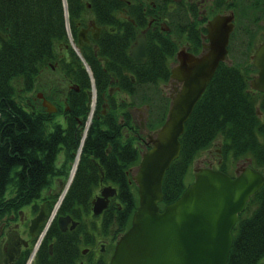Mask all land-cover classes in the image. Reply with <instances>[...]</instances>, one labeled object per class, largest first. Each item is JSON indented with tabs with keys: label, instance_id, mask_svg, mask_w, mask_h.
Returning a JSON list of instances; mask_svg holds the SVG:
<instances>
[{
	"label": "trees",
	"instance_id": "obj_1",
	"mask_svg": "<svg viewBox=\"0 0 264 264\" xmlns=\"http://www.w3.org/2000/svg\"><path fill=\"white\" fill-rule=\"evenodd\" d=\"M65 2L71 35L82 59L69 44L63 0H0V32L3 34L0 39V202L4 199L1 192L10 180L12 169L21 166L17 171L19 179L15 193L20 202L24 198L38 197L40 190L49 185L51 176L56 174L52 159L42 158L40 147L44 123L49 121L47 113L42 107L32 109L25 101V94L36 89L40 71L58 62L65 77L79 87L69 90L66 102L71 110L68 124L72 129L64 136V141L73 140L74 151L89 111L91 76L96 90L94 113L83 141L80 161L57 210V215L68 214L78 223L63 231L54 219L38 250L36 264H75L81 258V246L94 241V232L115 239L130 225L138 196L136 184L126 170L137 164L139 154L128 141L121 142L125 137L119 130V121L123 119L125 124L133 125L130 107L148 104L146 128L151 132L162 124L170 98L164 96L159 84L170 78L168 59L177 50L168 38L158 34L149 36L146 60L136 65L127 53L138 31V17L133 6H129L131 11L127 14L134 22L118 16L124 6L123 0ZM244 11L240 8L241 13ZM90 18L100 27L99 36L94 39L88 34L89 41L79 44L78 31ZM243 27L247 36V23ZM248 53L249 49L244 51L243 62L220 61L195 103L179 136V154L162 179L160 209L181 195L188 184L185 176L192 161L215 141H219L221 149V170H225L226 160L247 157L253 168L264 173V119L261 117L264 91L249 86L250 73L256 72V68L252 61H246ZM123 70L130 71L135 80ZM111 76L117 77V84L129 93L128 101L116 105L108 97L107 88L114 84L109 81ZM75 116L81 118V125L77 126ZM73 131H76L75 137ZM106 141H112L109 152L98 153ZM87 153L106 157L105 162L100 161L103 181L117 186L116 198L98 215L91 213V189L99 183L100 175L97 165L86 158ZM73 158L70 154L67 169ZM64 173L67 175V170ZM28 185L29 193L24 195L23 187ZM57 196L51 195V203ZM5 203L2 201L0 205ZM88 215L98 218L99 223L91 220L87 227ZM232 236L225 264H264V183L238 214ZM50 240H53L51 253L47 247ZM91 264L108 263L106 258L100 257Z\"/></svg>",
	"mask_w": 264,
	"mask_h": 264
},
{
	"label": "water",
	"instance_id": "obj_2",
	"mask_svg": "<svg viewBox=\"0 0 264 264\" xmlns=\"http://www.w3.org/2000/svg\"><path fill=\"white\" fill-rule=\"evenodd\" d=\"M231 19V16L219 14L209 21L207 28L210 43L200 55L184 50L178 52L180 64L171 69L170 77L181 84L170 95L162 124L147 134L150 146L140 154L132 176L137 186L138 204L132 213L130 225L116 239L108 264L226 263L233 239L232 228L250 196L263 185L262 171L246 164L232 176L221 169L198 167L194 170L193 180L178 198L162 209L158 203L163 197L162 179L165 170L179 154V136L183 132L184 123L219 62L226 60V45L233 28ZM67 32L71 47L80 55L69 29ZM85 32V29L79 30V44L83 43L82 40H87ZM2 38L3 34L0 32V39ZM130 54L137 63L145 60L143 35L137 38ZM251 57L257 71L249 79V86L254 90L264 91V40L258 44ZM42 104L48 112L55 110L54 105L45 98ZM89 123L90 119L85 123L65 186L52 208L54 214L73 178ZM115 193L116 187L112 185L102 187L100 194L91 200L92 213L100 214ZM42 220L40 211L32 219V225H38ZM57 220L64 229L71 218L69 215H59ZM74 225L73 221L71 226Z\"/></svg>",
	"mask_w": 264,
	"mask_h": 264
},
{
	"label": "flooded vegetation",
	"instance_id": "obj_3",
	"mask_svg": "<svg viewBox=\"0 0 264 264\" xmlns=\"http://www.w3.org/2000/svg\"><path fill=\"white\" fill-rule=\"evenodd\" d=\"M123 1L124 6L122 7V10L119 11L118 16L121 19H131L127 13L128 10L131 11V8L129 6H133V11L138 17V31L135 34L133 41L130 43L127 51L129 58L134 64L138 65L145 62L147 57L148 37L158 34L164 38H168L172 43H174V45L177 46V50L175 51L173 56L168 59L171 73V69L176 68L180 64L178 59L179 51L184 50L193 55H200L204 50L207 49L206 45L210 43L207 25L210 20H212L216 15L219 14H224L232 17L231 21L233 22V28L229 32L228 43L226 45L227 57L226 60H223L227 63H231L232 59L230 58L228 50L234 43L236 25L239 18V0ZM243 1L247 0H242V2ZM248 1L252 3V6L250 9L251 13L246 12V17H243L246 21L245 23H247L248 25L247 31L249 34L246 36V39L247 37L249 40L252 39L250 35L252 34V31H254V37H260L259 42L255 45L256 48L258 44L264 40V0ZM131 21L134 22L133 19H131ZM250 25L253 29H251V32ZM81 29L86 30L85 33L87 40H82L83 42L89 41L88 34H90V36L94 39H97L99 36L100 27L96 26L95 22L91 18L85 25H82L79 30ZM140 35H143L145 39V60L141 63H137L131 56L130 50L132 46L136 44V40ZM245 35L246 33L244 34V36ZM95 49H97L96 46ZM251 55L252 54H250V59L251 61H253ZM106 59L107 57H104V60ZM54 65H56V67H54ZM52 69L54 71H59L62 74V78L60 79L62 82L64 81L65 86L59 87L57 85V82L55 86V81H50V83H47V85H45L46 88L42 91L33 89L27 92L25 94V101L32 109L42 107L47 113L49 121L44 123V138L41 141L40 147L42 158L50 157L52 159L56 174H53L51 176L52 179L49 185L43 187L40 190L38 197L33 199L24 198V200L20 202L15 198V193L17 191V180L19 179L18 172L21 166L17 167L18 170L12 169V171H10V180L6 183L1 192V196L4 198L2 199V201H6V203L0 205V264H36L38 250L42 245L49 227L51 226V223L54 219H56V223L60 230L63 231L74 228L78 223V220L73 219L69 215L71 220L67 221L64 229H62L59 226L57 220V217L59 215H62H57L58 209L56 210L54 216L50 218L51 210L55 203V201L54 203H51V195L60 194V192L64 188L65 181L69 173V169H67V163L69 160L68 157L70 154H73L75 158L76 152L79 149L80 145L79 144L77 146V149L74 151L72 149L73 140H71L70 142L64 141V136L68 135L70 133L69 131L72 129V126L68 124V120L71 117V110L69 108V105L66 104V102L68 101V92L73 87L75 88V90H78L79 87L73 86V83L69 80V78L65 77L64 73L58 65V62H55L51 65L50 70ZM123 73L131 78V80H135L133 74L130 71L127 72L126 70H123ZM171 78L172 77H170L167 81L170 82L171 85V88H169V92L167 93V96L169 98L170 95L174 94L177 91L181 84L180 82ZM117 80V77L115 78L111 76L109 81L114 82V84L110 85L107 88L108 97L112 98L113 102L116 105L123 100L128 101L130 98L129 93L124 91L121 86L117 84ZM61 81H59L60 84H62ZM167 82H162L161 84H159L160 89L163 93H165L164 86ZM43 98L49 100L54 105L55 110L48 112L46 107L42 104ZM148 107V104L134 105L130 107L133 120V125L131 126L125 124L123 122V119H120L119 121V130L125 137L121 140V142L128 141L133 147H135L138 150L139 159L140 154L150 146V143L147 142L146 136L151 132L146 128L145 123H143L141 120H138V115L137 118L135 117V113L139 109L142 110L143 108H145V119L147 120ZM31 111L33 112V110ZM102 112H105V108L102 109ZM75 117L77 118V126L81 125V118H78V116ZM77 128L79 129L80 127ZM72 136H76V131L72 132ZM111 142L112 141H106V144L103 146V148L97 150V152L99 153L103 150L105 152H109ZM82 149L83 143L80 148L77 165L80 161ZM215 150L216 152L213 158H216V163L213 165L212 160L208 159L205 166L220 169V164L223 160L221 157V149L220 147H216ZM86 158L90 159L94 164L97 165L100 175L99 183L97 184V186L91 189L92 198L100 194L102 187L106 185H112L116 187V193L109 198V202L110 200L115 199L117 195V186L113 185L109 181H103L104 171L100 163L105 162L106 157L98 156L97 153H87ZM137 164L128 167L126 170V174L129 175L131 179L133 174L135 173ZM246 164L250 165V159L247 157L240 158L238 160L230 158L229 160H226L224 162L223 168L225 169L224 171L226 173L233 176L235 175L236 171H239ZM66 170L68 172L67 175H65L64 173ZM61 177H63V179H61ZM8 186H10V192L6 195V189ZM23 193L24 195H27V193H29V185L27 187H23ZM40 211H42L43 215L42 222L38 223V225H32V219ZM87 220V227H89L90 221H94L95 219L87 217ZM73 221L75 222V225L71 226ZM99 221L100 220L98 219L97 222L99 223ZM115 241L116 238L111 239V237L106 234H95L94 232V241L81 246V258L78 259L75 264H91L93 261L100 257L106 258L108 263L109 258L113 252ZM52 244L53 240L47 242L49 253L52 252Z\"/></svg>",
	"mask_w": 264,
	"mask_h": 264
},
{
	"label": "rangeland",
	"instance_id": "obj_4",
	"mask_svg": "<svg viewBox=\"0 0 264 264\" xmlns=\"http://www.w3.org/2000/svg\"><path fill=\"white\" fill-rule=\"evenodd\" d=\"M252 3L247 1H243L239 0V6H238V14H239V18L237 21V24L241 23V26H237L236 25V32H235V38H234V43L230 49L229 55L230 58L232 59V62H243L244 60V51L249 49V53L247 55L246 61L251 62L250 59V54H252L255 45L259 42L260 37L257 38L256 36L254 37L255 32L252 31V34L250 35V37L252 39H246V36H244V33H242L244 27V23L246 22L244 20V18L246 17V12L247 13H251L250 9H251ZM240 8H243L245 11L244 12H239ZM250 16V14H249ZM244 17V18H243ZM249 18V17H247ZM251 23V20H250ZM251 25H250V32H251ZM242 30V31H241ZM253 30V29H252ZM235 60V61H234ZM246 62H244L243 64H245ZM56 67V65H54ZM253 73L256 72H251L250 75H252ZM62 78V74L59 71H53L50 70V68L48 67H44L41 71L40 74L38 75V79L36 81V89L42 91L43 89H45V85H47V83H50V81H55V86H56V82L57 85L60 86H65L64 81L62 82L61 79ZM59 81L62 82V84L59 83ZM169 88H171L170 82H167L164 86V96H167V93L169 92ZM138 115V120H141L143 123H145V108H143L142 110L139 109L138 111H136L135 113V117L137 118ZM261 117L262 119H264V113H261ZM219 141H215L214 144L205 149L202 150L200 153L197 154V156L194 158V160L192 161L190 167H189V171L187 172L186 176H185V182L186 183H190L193 179L194 176V170L195 168L198 167H203L205 166V164L207 163L208 159L212 160L213 165L216 163L215 160L216 158H213L215 156V152H216V147L218 146ZM61 179H63V177H61ZM10 192V186L7 187L6 189V195ZM90 218H92V216H88ZM94 219V218H93ZM95 220L97 221L98 218H95ZM103 238V237H102ZM104 241V240H103ZM99 242V241H98ZM105 242V241H104ZM107 245V244H106ZM264 260V257L262 258V261Z\"/></svg>",
	"mask_w": 264,
	"mask_h": 264
},
{
	"label": "bare ground",
	"instance_id": "obj_5",
	"mask_svg": "<svg viewBox=\"0 0 264 264\" xmlns=\"http://www.w3.org/2000/svg\"><path fill=\"white\" fill-rule=\"evenodd\" d=\"M98 10H99V8H98ZM97 9H96V12L98 11ZM73 34V33H72ZM61 44V43H60ZM65 44V43H64ZM69 60V59H68ZM60 61V60H59ZM70 64V63H69ZM55 67V66H54ZM162 67V66H161ZM48 68V67H47ZM244 68H246V67H244ZM67 69V68H66ZM165 69V68H164ZM56 70V69H55ZM158 70V69H157ZM251 70H253V69H251ZM54 71V70H53ZM67 71V70H66ZM56 72V71H55ZM77 72V71H76ZM105 72V71H104ZM87 73V72H86ZM249 77V76H248ZM38 79V78H37ZM104 79V78H103Z\"/></svg>",
	"mask_w": 264,
	"mask_h": 264
}]
</instances>
